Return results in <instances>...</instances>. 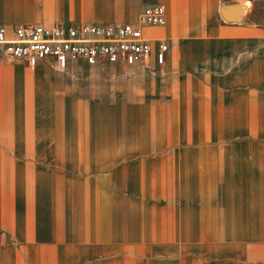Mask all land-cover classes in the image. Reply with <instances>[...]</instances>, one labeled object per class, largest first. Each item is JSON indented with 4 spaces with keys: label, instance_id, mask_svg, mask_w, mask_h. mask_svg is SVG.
<instances>
[{
    "label": "crops",
    "instance_id": "crops-1",
    "mask_svg": "<svg viewBox=\"0 0 264 264\" xmlns=\"http://www.w3.org/2000/svg\"><path fill=\"white\" fill-rule=\"evenodd\" d=\"M160 3L141 33L164 60L95 66L102 94L0 59V258L264 264V28ZM142 6L0 0V23L135 24Z\"/></svg>",
    "mask_w": 264,
    "mask_h": 264
},
{
    "label": "built area",
    "instance_id": "built-area-1",
    "mask_svg": "<svg viewBox=\"0 0 264 264\" xmlns=\"http://www.w3.org/2000/svg\"><path fill=\"white\" fill-rule=\"evenodd\" d=\"M164 5L160 2L144 5L136 23L80 24L0 23V59L21 61L26 66L38 63L62 65L82 61L87 66L102 63H139L153 55L164 60L167 45L150 42L142 36L143 26H162Z\"/></svg>",
    "mask_w": 264,
    "mask_h": 264
},
{
    "label": "rangeland",
    "instance_id": "rangeland-1",
    "mask_svg": "<svg viewBox=\"0 0 264 264\" xmlns=\"http://www.w3.org/2000/svg\"><path fill=\"white\" fill-rule=\"evenodd\" d=\"M140 1L142 2L143 6L146 4L161 2V0ZM234 2L242 3L244 5L245 12L240 19L242 22L258 25L264 28V0H219V5H225ZM38 66L43 67L46 71L51 73L52 76H58L59 78L67 77L70 81V85H73L74 88H78L80 91L92 89L94 86H96L98 88L97 94H102V79H106L108 75V70L106 67H95L100 65L87 66L82 61L52 66L36 65L32 68H37ZM0 260L2 264H14L13 258L11 256L9 257L6 255L5 257H1ZM20 264L24 263L20 262Z\"/></svg>",
    "mask_w": 264,
    "mask_h": 264
},
{
    "label": "water",
    "instance_id": "water-1",
    "mask_svg": "<svg viewBox=\"0 0 264 264\" xmlns=\"http://www.w3.org/2000/svg\"><path fill=\"white\" fill-rule=\"evenodd\" d=\"M245 9L242 3H229L218 7V14L225 22H237L244 14Z\"/></svg>",
    "mask_w": 264,
    "mask_h": 264
}]
</instances>
